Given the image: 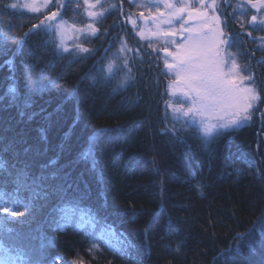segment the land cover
Returning a JSON list of instances; mask_svg holds the SVG:
<instances>
[{"label":"trees","instance_id":"obj_1","mask_svg":"<svg viewBox=\"0 0 264 264\" xmlns=\"http://www.w3.org/2000/svg\"><path fill=\"white\" fill-rule=\"evenodd\" d=\"M12 3L0 0V192H13L18 178L39 185L21 189L35 211L9 217L10 233L0 209V245L15 249L14 264H264V103L206 145L168 110L169 80L154 52L130 47L134 79L123 88L122 59L105 78L123 25L117 5L81 41L92 51L78 60L76 47L58 50L51 32L25 38L43 17ZM217 5L238 44L231 51L264 99V45L254 41L264 29L248 23L255 10L245 0ZM71 10L66 4L61 18L70 21ZM90 139L95 168L81 159ZM61 196L79 202L78 222L56 223Z\"/></svg>","mask_w":264,"mask_h":264},{"label":"snow or ice","instance_id":"obj_2","mask_svg":"<svg viewBox=\"0 0 264 264\" xmlns=\"http://www.w3.org/2000/svg\"><path fill=\"white\" fill-rule=\"evenodd\" d=\"M53 0H31L30 3L23 4L30 12H39L41 7L47 8ZM72 0H68L71 3ZM245 4L254 9V13L250 16L248 23L254 28L261 26L264 29V0H245ZM57 10L44 14V19L40 20L39 24L32 26L28 33H25V38L31 34L43 30L45 34L52 32L53 35L62 34L64 23L59 19L60 9L65 8V0H55ZM161 5L163 9H161ZM85 13L89 18L86 24V29H76L81 32L84 37V42H90V37H95L99 32L96 27L98 20L104 15L103 5L101 0H95V3H90V0H83ZM97 6L101 10L96 11ZM141 8H147L149 15H152V9H155L157 15L153 17L155 29L152 31L153 36L174 37L179 36V39L165 41L164 46L160 49L164 53L163 67L166 70L165 75L171 77L169 83V95H175L177 92L183 97L182 101H177L176 105L170 104L169 107L173 110V118L181 121L187 128L198 133L197 139H202L207 145L213 139L224 135L230 130L239 129L250 122L255 115L257 105L264 103L262 94L255 86L254 76L248 72L247 67H242L236 56L231 52L235 47V42L232 36L228 35L225 28V22L217 14V0H151L149 4L137 5ZM12 9L19 7L17 3L9 5ZM76 7H81L77 3ZM112 7H115L113 5ZM243 8L244 5H241ZM243 14V13H242ZM143 16V12L140 13ZM183 21L177 29L174 21ZM47 22V23H46ZM133 27H136V21L131 20ZM168 25L167 30H162L161 25ZM75 28V25H73ZM145 29L137 31L136 35L141 39L145 38ZM251 36V32H248ZM7 39L4 35L0 40V50L3 48V42ZM24 41H22L23 43ZM171 44L173 50L169 49ZM55 47L59 50L63 47L62 44H56ZM77 59H88L91 54V49L83 46V42L76 44ZM149 47L155 52L157 49L150 43ZM67 47H63V52H68ZM133 49L127 45V42L121 39L118 52L114 59L109 60L103 71L106 73L105 78L113 75V69L116 66V60L122 58V70H126V75L120 83L123 88L130 80L134 79L132 66L128 55ZM61 53L58 51L57 53ZM257 63L264 66V60ZM14 79V77H13ZM249 83H245V82ZM8 94L15 99L16 86L10 84ZM175 132V127H173ZM89 150L87 153L81 154V159L90 161L95 168V160L93 156L94 143L89 142ZM5 163L0 162V168H4ZM43 179V178H41ZM17 187L11 192H0V209L5 215L3 231L7 234L12 231L8 227L11 221L9 217L24 216L21 209H26L31 215L35 211L33 199L21 198V189L34 191L33 185L39 187L33 181V185H28L19 178L16 181ZM70 187V186H69ZM63 192V189H56ZM46 198V197H45ZM79 208V202L74 198L61 196L60 204L56 210L61 215L56 223L63 222L71 224L78 222L75 219V209ZM73 210L72 215H68L69 210ZM90 211V210H89ZM16 223H23L16 221ZM262 237L259 241L264 247V232L260 233ZM96 245H93L95 248ZM0 250L3 252L2 264H14L19 256H13L11 253L15 250L11 247L0 245ZM30 264H40L39 259L30 261ZM225 264H231V260H226Z\"/></svg>","mask_w":264,"mask_h":264},{"label":"rangeland","instance_id":"obj_3","mask_svg":"<svg viewBox=\"0 0 264 264\" xmlns=\"http://www.w3.org/2000/svg\"><path fill=\"white\" fill-rule=\"evenodd\" d=\"M30 2H31V0H15V3H17L19 5V8L23 9L27 12H30V11H28L26 8H23L22 6H23V4L30 3ZM39 2L42 3V0H39ZM150 2H151V0H126V3L128 4V6H130V8L132 10L131 13L130 12L126 13V9L124 6L125 0H101V4L103 5L102 10L104 11V15L109 11V9L113 5H115V6L117 5L119 11L122 10V13H120V15L124 19V22H122L123 25L119 27V30H118L119 32H117V34L115 36H113L114 39H112V40H113L115 52L111 57L108 58L109 60L115 58V56L118 52L120 41H121V39H123L124 41L127 42V45L129 47L136 46L137 48H139V45H142V48L144 50L147 48L149 51L154 52L152 50V48L149 47V44L151 43L153 45V47H155L157 49V51L154 52L156 54V58H158V59L160 58L161 62L163 64L164 53L160 49L164 46V42L166 40L167 41H171L173 39L178 40L179 36H174V37L159 36V37H157V36L152 35V31L155 29V25L153 24V17H155L157 15L155 9H152V15L150 16L149 10L147 8H141V7L137 6L141 3L149 4ZM173 2L174 3L178 2V0H173ZM192 2H193V0H189V3H192ZM207 2L211 3V0H207ZM65 3L69 5L70 9H72L71 10V14H72L71 16L72 17L70 18V21L63 20L61 18V13H62L61 11L63 8L60 9V15L58 18L63 21L64 27L62 30V34L54 35V39H55L56 44H62L63 47L69 48L72 46H76V44L81 42V41H84V37L82 36L81 32L77 31L76 29H86V24L90 21H89V18L87 17V15L85 13V7L83 6V0H72L71 3H68V0H65ZM77 3L81 4V7H76ZM90 3H95V0H90ZM161 9H163L162 5H161ZM56 10H57V8L55 5V0H53L52 3H49L47 8L41 7V10L39 12H30V13H35L37 15H40L44 19V14L46 12L50 14L51 11H56ZM95 10L100 11L101 10L100 6H97V9H95ZM141 12H143V16L140 15ZM123 14H124V16H123ZM217 14L219 15L218 8H217ZM103 16L96 23V27H98ZM131 20L136 21V27L135 28L133 27ZM182 22H183L182 20L181 21H174V24H175L177 29L179 28V24ZM73 25H75V28L73 27ZM142 28L145 29V32H144L145 38L144 39H141L140 36L136 35L137 31H139ZM167 28H168V25H166V24L161 25L162 30H167ZM251 41H252V37H251ZM254 41H257L258 45H260V44L264 45V39L257 38ZM257 43H255V44H257ZM168 46H169L170 50H173L171 44H169ZM236 46H238V44H236ZM63 47H61L60 49L63 50ZM231 52L236 56L237 60L239 61V59H238L239 56L236 54V52L235 51H231ZM125 54L126 53H124V55ZM109 60H107L106 62H109ZM119 60L120 59L116 60V64L118 63ZM106 65H107V63H105V66ZM171 79L172 78L168 76L169 82L167 83L168 85H167V90H166V104L168 105V110L173 115V110L171 107H169V105L170 104L176 105L177 101L183 100V97H181L180 93H178V92L175 95H169V83H170ZM245 83L247 84L249 82L246 81ZM180 122H182V120ZM0 264H2V262H0Z\"/></svg>","mask_w":264,"mask_h":264},{"label":"water","instance_id":"obj_4","mask_svg":"<svg viewBox=\"0 0 264 264\" xmlns=\"http://www.w3.org/2000/svg\"><path fill=\"white\" fill-rule=\"evenodd\" d=\"M121 12H122V11H121ZM121 21H123V22H124L123 18H121Z\"/></svg>","mask_w":264,"mask_h":264}]
</instances>
